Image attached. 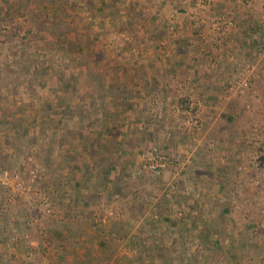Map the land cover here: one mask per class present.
<instances>
[{
	"label": "rangeland",
	"instance_id": "obj_1",
	"mask_svg": "<svg viewBox=\"0 0 264 264\" xmlns=\"http://www.w3.org/2000/svg\"><path fill=\"white\" fill-rule=\"evenodd\" d=\"M137 2L142 6V2ZM112 4L114 8L115 1ZM123 17H127V23L131 14ZM254 17L259 21L258 15ZM22 21L17 20L20 24L17 31L22 35L20 38L25 32ZM113 27L103 32L107 35L103 41L106 40L108 47L119 43L120 39L133 38L132 47L136 48L137 55L144 58L149 51L155 53L159 50L162 59L167 60V56L172 54L184 65L176 68L181 71L180 76L176 75L163 86L172 89L176 104L167 113L176 123L156 124L158 131L154 133L156 142L153 146L146 143L138 149L137 146L143 143L131 139L135 155L131 152L126 156L132 157L135 162L133 166H124L135 169L133 176L142 182L140 189L146 191L139 225L151 223V227L162 231L165 227L161 224L172 228L182 225L189 235L186 239L188 246L192 251H200V227L204 231L206 226L213 225L217 220L220 234L207 243L209 248L215 243L220 254L216 252L212 262L205 261L202 254L199 264H264V26L258 22L257 27L231 29L227 42L221 44L212 42L211 27L196 28L200 30V43L196 45L187 44L184 40L182 45L158 44L157 40L169 39L173 36L172 31L176 30L164 26L153 28L160 32L152 41L147 34L150 26L139 28L137 25L136 32L135 28ZM7 29L16 30L14 27ZM95 34L101 35L100 30H96ZM230 34L232 36L228 40ZM91 36L90 32L87 36L90 42L87 43L93 49L96 38ZM25 43L20 40L12 43L14 46L5 44L1 47L2 73L13 69L5 67L2 57H8L9 51L18 48L22 58L29 51ZM184 54L189 58H180ZM128 63L126 60L123 62L125 69ZM48 79L52 86L53 81L50 77ZM244 83L249 85L246 87ZM53 89L58 95L51 96L53 99L49 103L56 107L65 105L69 94L58 87H50L49 90ZM24 101L23 94L13 100L9 95L0 93V112L6 106L21 107ZM164 106L170 108L168 104ZM27 107L28 115L32 116V106ZM9 119L12 120L8 123H13V118ZM6 121L4 114L0 115V151L4 146L1 152L8 155L6 158L12 159L15 155L17 165L10 170L0 156V191L6 193L8 190L9 199L0 208V264H134L140 253L139 248H135L138 228L124 226L116 234L110 230L116 222H123L130 197L127 195L121 200H113L111 192H108L104 205L94 208L95 217L75 222L73 228L76 227L77 232L66 236V228H53L51 221L61 219L67 209L89 208L85 198L78 196V201H75L77 194L85 192L83 181L77 174L78 166L71 171L63 162L67 167H63L60 174L62 183L70 182L75 189L73 198H70V193H57L55 187L45 186L42 180L45 174L43 157L38 144L26 147L24 141H17L12 126L7 127ZM218 127L232 130L230 138L220 141L212 132ZM20 149L24 154H18ZM154 155H164L168 160L160 174L145 168L149 160L153 161ZM222 159L225 165V170L221 172L223 178L218 177V165ZM56 168H50L49 174H55ZM129 185L132 187V183ZM132 190L137 192L135 188ZM161 190L164 201L161 207H157L154 199H158L155 195ZM178 194L183 199L182 204L172 200ZM193 207L200 213L198 228L192 226ZM151 245L148 241L147 248L150 249ZM151 255L147 254L145 259L152 262Z\"/></svg>",
	"mask_w": 264,
	"mask_h": 264
},
{
	"label": "trees",
	"instance_id": "obj_2",
	"mask_svg": "<svg viewBox=\"0 0 264 264\" xmlns=\"http://www.w3.org/2000/svg\"><path fill=\"white\" fill-rule=\"evenodd\" d=\"M22 1L26 7L25 12L17 13L15 10H11L7 7L9 5L7 0L5 9L0 10V50L3 45L14 44L20 40L25 41V45L29 48L22 58L18 48L9 51V56L16 54L22 59L17 61H22L25 64V70L20 69L16 61L4 64L6 68H13L8 72L14 77L12 80L4 81L0 76V93L9 95L13 100L23 94L25 101L21 107L6 106L0 115L4 114L7 127L12 126L17 141H24L26 147L33 143L38 144L40 155L43 157L42 166L45 174L42 180L45 186L55 187L58 189L57 193L60 191L63 194L70 193L72 194L70 198H73L75 189L70 182L63 184L60 174L63 172V167H67L66 164L71 171L75 170L74 166H78L77 174L83 181L85 192L77 194L75 201H78L79 197L85 198L89 204L87 209L79 207L73 210L67 209L61 219L51 221L53 228H66V236L70 233L75 234L78 229L75 231L74 223H79L82 219H93L95 217L94 208L104 205L108 192H111L113 200H121L128 195L130 197L129 207L123 222H116L109 229L116 234L124 226L132 229L138 228V233L135 236V248L138 247L140 253L134 264H154L145 259L149 253L154 254L160 264H199L202 254L205 256V261L212 262L214 260L213 251L207 242L211 239L210 234L217 231V221H214L213 225H209V227L206 226L204 231L207 234L200 236V248H202L200 251H192L188 246L186 239L189 238V235L182 225L173 226L172 231H170L169 225L161 224L165 227L163 231L154 229L151 227V223L139 225V214L143 212L146 203V191L140 189L142 182L137 180L138 177L133 176L134 171L125 167L133 166L134 159L119 155L122 148L132 146V141L125 140L122 143L123 140H107V143L101 142L103 136H119L123 131L122 123H119V120L123 122L127 120V117L130 127L136 129L141 126L140 130H144L146 134L150 130L152 125L149 123L147 109L138 110L137 115L132 118L134 104L138 96L131 87H138L137 82H140L145 91L142 97L147 98L149 87L163 85L164 78L159 72L155 74L158 76L157 84L151 85L148 81L147 70L159 68L158 64L149 65V56L143 60L138 58L136 48L132 47L133 38H124L119 43L112 44L111 47L106 45L103 36L107 35H104L103 32L110 26L112 29L114 25H112L113 23L111 25L97 24L94 21L96 18H101V14L94 11L98 0ZM114 1L110 0V6H113ZM45 4L53 7V11L48 13L43 8ZM123 4L127 12L131 14V19L127 23L126 19L125 22H122L124 19L117 12L119 17H117L113 28H129L130 30L135 28V32L138 30V22L148 18L151 15V10L159 6L154 0H144L141 8L139 3L133 0H123ZM33 5L34 9H29ZM23 18H26V23L23 22L21 26L25 32L20 38L21 33L17 31L20 24L17 23V20H23ZM9 25L10 28L14 27L16 30L14 32L8 30L9 27L6 26ZM96 30H100L101 35L95 36L97 35L95 34ZM90 32L93 35L91 37L96 38V46L93 49L87 43L90 42L87 40ZM158 32L160 31L156 29V31L147 33L148 39L155 40ZM125 60L130 63H128L126 74L122 73L121 69ZM49 67L53 69V73L48 76L53 81L52 86L70 87L75 84L74 87H88L90 97L82 91H78L76 94L68 93V99L72 101V106L65 112L64 106L56 107L49 103L55 94L58 95L56 91L53 93L44 89L49 80L46 77ZM2 81H4L3 86L1 85ZM38 82L42 84L40 87ZM23 85L27 87L25 94ZM18 87H22V89H18ZM30 105L32 106L30 109L34 110L32 116L28 115L29 107L27 106ZM10 117L13 118V123H8V120H12L9 119ZM142 119L147 122L144 127L141 125ZM85 132H89L90 139H85ZM64 146H70V152H63ZM4 149L5 147L1 146V151ZM19 152L20 155L24 154L23 149H20ZM0 156L10 170L17 165L15 155L12 159H8L6 158L8 155L1 152ZM63 162L66 164L63 165ZM54 167H57L56 173L50 175L49 170ZM19 168L21 167L19 166ZM130 183H132V187H130ZM133 188L136 189V193L133 192ZM7 191L6 193L3 190L0 191V208H3V205L9 200ZM185 194L191 198L188 193ZM172 200L177 204L183 202L179 194L173 196ZM163 201V197L158 198L157 207H161ZM199 214L195 207L191 208L192 226L195 228L199 227ZM170 232H174V235L172 234V237L169 236V238ZM148 241L152 243L150 249L147 248Z\"/></svg>",
	"mask_w": 264,
	"mask_h": 264
},
{
	"label": "crops",
	"instance_id": "obj_3",
	"mask_svg": "<svg viewBox=\"0 0 264 264\" xmlns=\"http://www.w3.org/2000/svg\"><path fill=\"white\" fill-rule=\"evenodd\" d=\"M22 0H7V3L9 4L7 7H9L11 10H15L17 13H21V12H25L26 7L23 4H21ZM96 1V0H95ZM116 1V6L117 9H115V7L113 8L112 6H110V0H98L97 2V6L95 7L96 12L101 14V18H96L94 21L97 22V24L99 23H103V25L107 24V25H114L115 26V22L117 20V17H119L117 14V12H119L122 15V18L125 20L127 17H123L124 15H128L127 13V9L125 7V5L123 4V0H115ZM135 1H139L140 3L142 2V5L144 4V0H135ZM157 1V3L159 4V6L154 7L155 9L151 10V15L148 18H144L140 21V23L138 24L139 28L145 27L146 26H150L151 29L149 28V32L153 31V28H155L156 26L159 27H166V28H171V29H176L175 31H172V35L169 39L167 40H157V43L160 44H176V45H182L183 40L184 42H186L187 44H199L200 43V30L196 29V28H208V26L210 27V21L211 18L216 15V14H226L228 17H231L235 23L237 24V28H245V27H257V23L258 20L254 17L256 14V12L254 10H250L248 5L242 1V0H205V4L201 5V0H154ZM43 2V1H42ZM55 6V5H53ZM6 7V0H0V10H2L3 8L5 9ZM34 5L32 7H29V9H34ZM142 6L140 5V8ZM43 8L45 10H47V12H51L53 11V7L51 8V6H48V4L43 5ZM157 8V9H156ZM114 12V13H111ZM93 13V10H92ZM91 13V14H92ZM97 16V14H95ZM108 16V18L106 17ZM109 20V21H108ZM91 21V19H90ZM24 23H26V18H23ZM96 24V23H95ZM22 25V24H21ZM10 28L9 26H6ZM111 27V26H110ZM148 28V27H147ZM180 29L182 31H180ZM205 33V32H204ZM206 34V33H205ZM212 36V35H211ZM232 35L230 34L229 39ZM104 39H106V36H103ZM124 38V37H123ZM128 39V38H127ZM123 40V39H120ZM106 43V40H104ZM213 42V41H212ZM18 42H15L14 44H16ZM14 46V45H13ZM12 46V47H13ZM106 47V46H105ZM107 48V47H106ZM150 50V49H149ZM148 50V51H149ZM173 50V49H172ZM159 51V50H158ZM158 51L153 53L152 52H148V55H144V58L149 56L150 60H149V65H152L153 63H157L158 67L157 69H148L147 70V75H148V81H150L151 85L152 84H157L156 80L158 78L157 75H155L156 73H161V75L164 78V82L163 85L160 84V87H149V94L147 96V98L142 97L143 93L145 92L143 90L142 84L140 82H137V86L138 87H131L132 90H134L137 100L136 103L134 104V108H133V116L132 118H134L137 115V111L138 110H142V109H147L149 115L147 114V116L149 117V123H151L152 126H150V130L147 132V134L144 132V130H140L142 127L138 126L136 129L133 127L129 126L130 121H128V117L127 120L125 121H120L119 123H122V127H123V131L119 136H113V135H106L101 137V142L102 143H107V140H123L122 143L125 140H131L133 138L136 139V141H140L143 143V145L140 143L137 148L139 149L140 146H144L146 143L149 144V146H153L154 143L156 142V134L157 133L156 129H158V126L156 125L157 123H164L167 125H174L176 122H174L173 120H171V118H169V114L167 113L168 110H171V107L174 108L173 104H176V101L173 99V94L172 93V89H166V87H163L164 84L167 85V83H169V81H171L170 79L175 77L176 75L180 76V72H178V70H176L177 66H184L182 64L181 61H179L180 59L175 58L174 55H169L167 56V60H164V58L162 59V57L159 56ZM183 51L182 49L180 50V52ZM160 53V51H159ZM182 53V52H181ZM163 57H165L164 55H162ZM186 57V54L181 55L180 58L184 59ZM4 58L3 61L6 63H11V61H16V63H18V67H20V69L25 70V64H23L22 61L18 62L17 60H22L20 59L19 56L15 55V56H8L6 57L5 55L2 57ZM19 58V59H18ZM139 59L143 60V57H141V55H138ZM189 58V57H186ZM178 62V63H177ZM126 64V63H125ZM178 64V65H177ZM129 65V64H127ZM151 67V66H150ZM122 73L126 74L125 72V68L123 66L122 63ZM168 70L167 72L165 70ZM181 69V68H179ZM3 70L0 69V76H2V78L7 81V80H12L13 79V74L9 73L7 71L3 72ZM82 71V70H81ZM48 77L51 73H53V69L52 68H47V72H46ZM2 74V75H1ZM179 79V78H177ZM50 81H47L46 86H44V89L47 91H50V87H54L51 86V84H49ZM52 82V81H51ZM135 83V82H134ZM42 84L41 82H38V86L40 87ZM75 84H72L70 87H59L63 90H65L67 93L70 94H76L78 91H82V93L86 94V96H89V92H88V87H74ZM24 86V85H23ZM25 87V86H24ZM22 88V87H21ZM125 88V87H122ZM52 90V89H51ZM54 90L56 91V89H53L52 92H54ZM60 91V90H58ZM55 97V96H53ZM68 101L64 106V112L72 106V101ZM113 102V101H112ZM164 104H168V106L170 108H167L164 106ZM173 105V106H172ZM165 108V109H164ZM63 111V110H62ZM147 122L145 121V119L141 120V125L144 127V125ZM82 127V126H81ZM161 130V129H160ZM152 131V132H151ZM149 132H151L153 135H151ZM213 133L215 132L216 136L218 137V139L220 141H222L223 139L225 140V137H229L231 133L233 132L232 130H225L224 127H222L220 129V127L213 129L212 131ZM228 132V133H227ZM85 139H90V134L89 132H85ZM154 142V143H153ZM63 152L67 153L70 152L71 148L70 146H64L62 148ZM101 150V149H100ZM133 147L129 146L126 148H122L121 152L119 153V155L121 156H129L130 153L132 152ZM132 154L135 155L134 152H132ZM226 160H230V159H226ZM222 164V166H220ZM64 165V164H63ZM219 172H218V177L223 178L221 175L222 169L225 170V165H224V160L222 159V162L219 161ZM64 169V168H63ZM135 170V169H133ZM163 190H161L160 194H156V198H161V193ZM157 202V199H154V203ZM217 221V220H215ZM218 223V222H217ZM219 224V223H218ZM170 227V226H169ZM172 228V227H171ZM201 227V231H200V236H203L205 234H207V232L202 231ZM220 234V232L216 231V232H212L210 234L211 238H215ZM172 235V234H171ZM132 249V247H130ZM211 250L213 251V256L216 252H218V254H220L219 250L217 249V245L215 243L212 244ZM104 252H106V250H104ZM137 260V259H136ZM151 261L154 264H159V260L158 258L153 254L151 255ZM215 262H217L216 258H215Z\"/></svg>",
	"mask_w": 264,
	"mask_h": 264
},
{
	"label": "built area",
	"instance_id": "obj_4",
	"mask_svg": "<svg viewBox=\"0 0 264 264\" xmlns=\"http://www.w3.org/2000/svg\"><path fill=\"white\" fill-rule=\"evenodd\" d=\"M249 9L254 10L256 15L259 16L260 26H264V0H242ZM205 4V0H201V5ZM210 27L213 30V42L216 44L226 43L227 36L231 29L237 28L235 21L228 17L226 14H216L211 18ZM237 85V82L234 83ZM247 87L249 83H244ZM234 87V86H233ZM168 163L167 157L164 155H154L153 161L149 160L145 164V168L150 172L160 174Z\"/></svg>",
	"mask_w": 264,
	"mask_h": 264
}]
</instances>
